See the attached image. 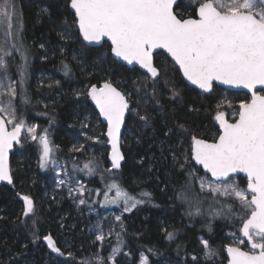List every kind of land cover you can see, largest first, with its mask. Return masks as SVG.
Returning a JSON list of instances; mask_svg holds the SVG:
<instances>
[{"label": "trees", "instance_id": "trees-1", "mask_svg": "<svg viewBox=\"0 0 264 264\" xmlns=\"http://www.w3.org/2000/svg\"><path fill=\"white\" fill-rule=\"evenodd\" d=\"M15 4L21 20L20 48L26 51L27 62L20 65L18 55L23 53L15 50L18 55L12 70L17 82L23 78L28 99V103L19 96L15 100L17 122H34L37 138L15 147L10 155L12 185H0V264H100L95 256L97 247L88 232L86 208L121 213L120 241L126 250L121 264H139L141 256L147 258L148 264H226V234H241L247 215L237 201L201 190L197 175L204 173L191 160L190 145L193 136L216 138L214 114L223 94L229 101V106L223 104L228 117L248 96L217 86L207 94L198 92L182 80L163 53L155 56L161 75L153 87L152 80L139 70L115 61L107 43L85 46L69 10V0H15ZM195 8L179 0L175 12L184 18L194 16ZM65 64L71 69L67 76ZM105 80L126 95L130 93L132 110L126 116L124 131L129 128L131 133L125 134V139L122 135L125 161L119 170L109 164L105 126L86 95L89 86ZM173 90L178 95L173 96ZM86 115L95 121V131L90 129L93 122L84 123ZM141 117H147V121ZM82 130L89 135L83 136ZM45 135L53 150L46 166L41 167L40 137ZM79 141L83 142L82 149ZM57 160L65 163L71 177L86 185L81 210H76L65 194L47 193L52 164ZM89 161L94 169L91 174L84 167ZM190 169L195 178L188 187ZM237 177L245 186V179ZM113 182L143 203L130 212L124 211V198H117V190L109 188ZM181 193L188 199H181ZM23 195L34 202V214L27 217L23 215ZM114 198L116 203L111 202ZM227 205L233 206L231 216L227 215ZM127 206L131 207V201ZM197 207L201 214L189 215ZM220 210L223 215L210 214ZM168 232L174 233L172 239ZM46 235H51L64 255L49 249L43 239ZM202 238L220 259H193L202 250ZM112 246L109 237L101 241L103 264H110Z\"/></svg>", "mask_w": 264, "mask_h": 264}, {"label": "snow or ice", "instance_id": "snow-or-ice-1", "mask_svg": "<svg viewBox=\"0 0 264 264\" xmlns=\"http://www.w3.org/2000/svg\"><path fill=\"white\" fill-rule=\"evenodd\" d=\"M178 2L179 0H71L70 7L74 10V23L82 41L86 42V47L100 44L107 38L111 42V53L129 65L138 64L146 70V78L152 80L153 87L161 75V69L154 63V50L163 49L179 65L183 76L205 92H211L215 82L242 86L251 92L250 102L240 103L235 122H229L225 113L218 111L215 116L221 129L218 139L210 143L193 136L191 152L196 163L202 165L217 180L230 179V174L240 172L247 175L246 189L234 182L223 185L210 182L206 184L205 178L201 177V190L207 187L213 194L235 197L247 215L243 219L241 231L250 244V250L228 246L229 264H264V95L256 90L260 86V92H264V0H193L198 7L194 9L195 16L188 18H182L174 11ZM19 34L20 22L15 0H0V68L3 69L0 72V114H3L0 116V181L9 183H12V176L7 166L8 150L13 141L18 142L24 127L23 120L15 122V99L19 96L23 103H28L23 78L19 82L12 81L5 60V57L12 56V52L8 51L9 47L18 50L16 42ZM70 72L69 65L65 64L64 74L67 76ZM86 95L91 97L100 115L107 120V136L112 145V168L119 169L124 159L119 150V134L125 113L132 110L129 105L130 93L126 95L110 80H105L99 87L92 84ZM172 95L176 96L178 93L173 90ZM3 116L9 117L8 123H14L11 132L7 131ZM141 119L147 121V117ZM28 131L34 133L35 129L30 127ZM36 138L35 135L32 136L33 140ZM40 142L41 167H45L53 149L46 135L40 137ZM91 163L89 161L84 165L90 174L94 171L90 167ZM189 178L187 186L191 187L195 178L191 169ZM60 183L63 184L64 181ZM109 188L117 190V198H124L126 212L143 203L142 200L128 196L115 182ZM73 191L82 193L84 189L82 186L75 190L69 189V194ZM180 198L188 199L184 193L180 194ZM23 201V215L27 217L34 214L33 200L29 196H23ZM129 201L131 207L127 206ZM111 202L116 203V199ZM79 203L84 204L85 201L81 199ZM199 214V207L195 213L189 212V215ZM210 214L220 216L224 213L220 210ZM227 215H233L232 205H227ZM116 219L119 220L120 217ZM35 224L34 220L33 225ZM208 228L209 231L212 230L210 224ZM167 236L172 239L174 233L168 232ZM104 238L103 234L96 237L98 241H103ZM43 239L53 252L64 255L51 235H46ZM201 243L207 250L206 257L210 259L214 253L209 242L201 240ZM240 243L245 242L241 240ZM118 251V248L113 249L114 254ZM68 255L71 256V253ZM98 259L103 264V258ZM110 259H113L114 264V257ZM141 264H148L146 257L142 258Z\"/></svg>", "mask_w": 264, "mask_h": 264}, {"label": "rangeland", "instance_id": "rangeland-1", "mask_svg": "<svg viewBox=\"0 0 264 264\" xmlns=\"http://www.w3.org/2000/svg\"><path fill=\"white\" fill-rule=\"evenodd\" d=\"M185 1L188 4L192 5V6H195V7L198 6L197 4L193 3V0H185ZM180 14L182 15V13H180ZM19 22H20V29H21L20 17H19ZM15 23H16V21L14 19L13 20L14 26H15ZM9 39H10V42H11V38H9ZM16 43H17V48L19 50H21L20 52H22L23 54H21V55L19 54L18 55L15 50H13L11 47H9L8 51L12 52V56L5 57L9 78L12 81H15V82H17V79L14 76L12 69H13L14 66L16 67V61H15L16 54L21 59L20 65L23 66V64L25 62H27V59H26L27 57L25 56L26 51H24V50H22L20 48L21 47L20 37H19V39H18V41ZM72 55H73L74 59L77 58V55L75 53H73ZM20 68L22 69L21 66H20ZM2 71H3V69L0 68V72H2ZM23 75H24V72H23ZM18 87H17V91H18ZM224 103L227 106H229L228 97L225 94H223L220 97V100L218 101L217 105H219L221 107H219V108L217 107L218 109L215 112V114H217L218 111H222V112L225 113V111H226L225 108L226 107H224V105H223ZM222 108H224V110H222ZM237 113H238V108L235 110V112L232 113L231 116H229L227 118L228 119H233V118H235L237 116ZM215 114H214V116H215ZM3 117L6 119V121L9 120V117H7V116H3ZM16 117H17V115H16ZM84 118H85L84 123L93 122V126L90 129L91 130L93 129V131H95L96 130L95 121L93 119H91L89 115H86V117H84ZM15 122H17V119H16ZM7 124L9 126V128H13L14 127V123H8L7 122ZM30 127L35 129L34 133H30L28 131V129ZM85 129H86V126H85ZM129 133H131V130L129 128H127L126 132L124 131L123 138H124L125 134H129ZM33 135L36 136V124L34 122H24V127H23V130H22L20 142L24 141V142H27V143H32L34 141L32 139ZM82 135L83 136H88L89 133L87 132V130H84V131L82 130ZM78 145H80V146L83 145V142L79 141ZM73 148H74V146H73ZM90 150L92 151V149H90ZM52 169H53V171H52L51 178L48 180L50 186L47 187L48 188L47 189V193L48 194H53L54 192L63 193V194L66 195V197H68L71 200V202L74 204L76 210H81V207L85 206V203L84 204H80L79 203V201L81 199L84 200V193H85V190H86L85 183L79 178L71 177L68 174V171L66 169L65 163L62 160L54 161V163L52 164ZM201 177L205 178V183L206 184L210 182L212 184L220 183L221 185H223L224 183H233L234 182V183L238 184L240 188L246 189V185L242 186V184L238 180V177H236V176H232L230 179L228 178V179L223 180V181L213 182L208 177V175H206V174L197 175V183H198L200 188H201V182H200V178ZM60 181H64V183L61 184ZM81 186L84 189V191L82 193L79 192V191H73L71 195L69 194V189L75 190V189H78ZM203 190H208V189H207V187H205ZM23 196H26V195H23ZM23 196L20 197L22 199V201H23ZM227 197H229V196H227ZM229 198H231V199H233V200H235V201H237L239 203V201L235 197H229ZM249 198H250V196H249ZM23 206L25 208L24 201H23ZM85 211H86L85 212L86 213V217H87L88 222H89L88 223V232H89L90 236H92V241H93L94 245L97 247L96 248L97 252L95 253V256H97V258H100V247H101V241H98L96 239V237L98 235H100V234H103L105 238L109 237L113 241V246H112L110 255L108 257L110 264H113V259H110V257H114V264H121V262L123 260V256L126 254V250L121 245L122 243L120 241V236H121V232H122L121 213L117 212V211L116 212L115 211H107V212L102 213V212H98V211H95V210L90 209V208H86ZM117 217H120V219L117 220L116 219ZM226 236L228 238V244L226 246L235 245V246L241 247L244 250H247V251L250 250V247H249L248 243H246L244 241V238L242 237V234L229 231V232H227ZM201 240H205V239L202 238ZM201 240H200V243H201ZM241 240H243L245 243L241 244L240 243ZM201 246H202V250L200 252L196 253L195 255H193L192 257H196V259H204V260H213L214 259L215 261L217 259L221 258V256L216 252L215 249L212 248V246H210V247H211L214 255L210 259L207 258L206 255H205L207 250L204 248L202 243H201ZM116 248H118L119 251L114 254L113 253V249H116ZM223 251H224V254H225V248H224ZM144 257L145 256H141L140 257L139 264H141V260Z\"/></svg>", "mask_w": 264, "mask_h": 264}, {"label": "water", "instance_id": "water-1", "mask_svg": "<svg viewBox=\"0 0 264 264\" xmlns=\"http://www.w3.org/2000/svg\"><path fill=\"white\" fill-rule=\"evenodd\" d=\"M70 3H71V0H69V10L74 14V10L71 9V7H70ZM175 6H176V5H175ZM175 6H174V11H175ZM197 7H198V6H197ZM74 18H75V14H74ZM184 18H188V17H184ZM75 19H76V18H75ZM76 28H77V25H76ZM77 30H78V28H77ZM78 33H79V32H78ZM81 40H82V38H81ZM82 42H83V41H82ZM83 43L86 44V42H83ZM103 43H107V44L109 45V47H110L111 42L108 41L107 38H105L104 41H101L100 44H92V45H90L89 47H98V46H101ZM159 52L163 53V54H164V55H165V56H166V57H167V58H168V59H169V60H170V61H171L176 67H177V69L180 71L181 77L183 78V80H184L189 86H191L192 88L196 89L197 91H199V92H201V93H203V94H204V93H208V92H205L204 90L200 89L198 86L193 85L190 81L187 80L186 77L183 76V72H182V70H180L179 65L175 63V61L170 57L169 54H167L166 50H163V49H157V50H154L153 59H154V55L157 54V53H159ZM110 55H111V57H112L115 61L119 62L120 64H122V65H124V66H126L127 68H136V69H138L140 72H143V73L146 74V70L142 69L138 64H132V65L127 64L126 61H123L122 59L115 57L114 54L111 53V50H110ZM103 82H104V81L100 82L99 84H96L97 87H99ZM113 85H114V84H113ZM214 85H215V86H218V87H221V88H223V89L229 90V91H239V92H244V93H246V94L249 96V100H248L247 102H250V100H251V92H250L247 88H244V87H242V86L237 87V86L225 85V84H221V83H219V82H215ZM114 86H115V85H114ZM89 88H90V86H89ZM89 88H88V89H89ZM117 88H118V87H117ZM118 90H120V89L118 88ZM256 90H257V92H259L260 94L264 95V92H260V86H257V89H256ZM87 91H88V90H87ZM120 91H121V90H120ZM121 92H122V91H121ZM87 98H88L89 103L91 104V106H92L93 109L95 110V112H96V114H97V116H98L100 122H101L102 124H104V126H105V139H106L107 147H108V161H109V164H110V166H111V168H112V162H111L112 145H111V143L109 142V137L107 136V130H108L107 120H106L102 115H100V113H99V109L96 107L95 102L91 100V97H90V96H87ZM129 105L131 106V103H130V102H129ZM127 113H128V111L125 113L124 123L121 125V128H120V134H119V150H120V152H121L122 155H123V151H122V135H123L124 127H125V120H126ZM0 116H2V114H0ZM3 118H4V117H3ZM237 118H238V115H237ZM237 118H236V119H237ZM226 119H227V118H226ZM236 119H235V120H236ZM4 120H5V126H6L7 131H8V132H11V131L13 130V128H9V126H8L7 121H6L5 118H4ZM235 120H234V121H229V122H235ZM215 121H216V125L218 126L219 133H220V131H221V129H220V124H219V122H218L216 119H215ZM22 130H23V128L21 129L20 135H19V137H18V142H17V141H13V142H12V147L9 148V150H8L7 166H8V169H9V172H10V175H11V176H12V173H11V169H10V155H11V153L14 151L15 147L19 144V142H20V140H21ZM218 136H219V134H218ZM218 136H217L214 140H207V141L210 142V143H211V142H215V140L218 139ZM198 139H202V138H198ZM203 140H206V139H203ZM123 156H124V155H123ZM191 160L193 161V163L195 164V166L198 167V168H200L201 171H202L204 174L208 175V177H209L212 181H214V182H219V181H223V180L228 179V178H221L220 180H217L216 178L212 177V176H211V173L207 172V170L204 169L202 165L196 163V161H195L194 158L192 157V152H191ZM124 161H125V157H124V159L121 161V166H122V164L124 163ZM120 168H121V167H120ZM120 168H119V169H120ZM112 169H113V168H112ZM119 169H114V170H119ZM230 176H231V177H232V176H236V177H237V176H240V177L244 178L245 181H246V188H247V175H246L245 173L240 172V173L230 174ZM2 184H5V185H12V183H9L8 181H0V185H2ZM242 225H243V224H242ZM241 228H242V226H241ZM241 234H242V237L244 238V241L247 243V238L243 236L242 231H241ZM248 245H249V247H250V244H248ZM228 246H234V247H235V245H228ZM228 246L225 247V258H226V264H229V259H230V257L228 256V253H227V247H228ZM240 248H241V247H240ZM241 249H242V248H241ZM242 250H244V249H242ZM244 251H247V250H244ZM256 251H258V250H256Z\"/></svg>", "mask_w": 264, "mask_h": 264}, {"label": "flooded vegetation", "instance_id": "flooded-vegetation-1", "mask_svg": "<svg viewBox=\"0 0 264 264\" xmlns=\"http://www.w3.org/2000/svg\"><path fill=\"white\" fill-rule=\"evenodd\" d=\"M195 16V15H194ZM193 16V17H194ZM187 17H190V16H187ZM81 38V37H80ZM159 53H161V52H159ZM159 53H157V54H159ZM157 54H155L154 55V63H155V56L157 55ZM129 69H131V68H129ZM176 69H177V67H176ZM138 70V69H137ZM178 70V69H177ZM178 72H179V74H180V71L178 70ZM142 74H144L145 76H146V74L145 73H143V72H141ZM180 77H181V74H180ZM182 78V77H181ZM151 80V79H150ZM182 80H183V78H182ZM184 81V80H183ZM185 82V81H184ZM186 83V82H185ZM215 86V85H214ZM213 86V87H214ZM191 87V86H190ZM218 87V86H217ZM221 88V87H220ZM223 89V88H222ZM196 90V89H195ZM225 91H229V90H226V89H224ZM199 92V91H198ZM229 92H239V91H229ZM201 93V92H200ZM209 93V92H208ZM240 93H244V92H240ZM203 94V93H202ZM204 94H207V93H204ZM244 94H246V93H244ZM247 95V94H246ZM248 96V95H247ZM249 100V96H248V99L247 100H243V101H248ZM242 102V101H241ZM241 102H239V103H237V107L235 108V110L238 108V110H239V105H240V103ZM235 112V111H234ZM128 114V113H127ZM215 116H216V114H215ZM215 116H214V123H215V125H216V121H215ZM225 116H226V118L228 117L227 116V113L225 112ZM237 118V116L235 117V118H233V119H228L229 121H234L235 119ZM216 127H217V130H218V134H219V129H218V126L216 125ZM218 134H217V136H218ZM216 136V137H217ZM196 138H202V137H196ZM202 139H204V138H202ZM191 145H192V142H191ZM191 145H190V149H191ZM190 152H191V150H190Z\"/></svg>", "mask_w": 264, "mask_h": 264}, {"label": "built area", "instance_id": "built-area-1", "mask_svg": "<svg viewBox=\"0 0 264 264\" xmlns=\"http://www.w3.org/2000/svg\"><path fill=\"white\" fill-rule=\"evenodd\" d=\"M214 182V181H213Z\"/></svg>", "mask_w": 264, "mask_h": 264}]
</instances>
